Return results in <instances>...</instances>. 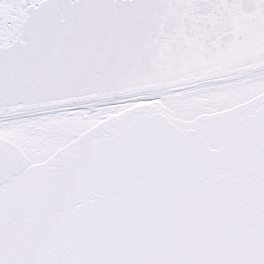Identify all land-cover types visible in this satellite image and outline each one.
Returning a JSON list of instances; mask_svg holds the SVG:
<instances>
[{
  "label": "snow or ice",
  "instance_id": "snow-or-ice-1",
  "mask_svg": "<svg viewBox=\"0 0 264 264\" xmlns=\"http://www.w3.org/2000/svg\"><path fill=\"white\" fill-rule=\"evenodd\" d=\"M0 264H264V0H0Z\"/></svg>",
  "mask_w": 264,
  "mask_h": 264
}]
</instances>
